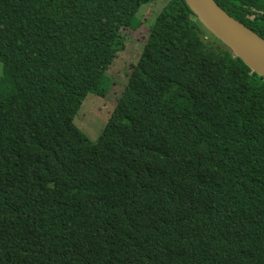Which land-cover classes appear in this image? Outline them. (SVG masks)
I'll use <instances>...</instances> for the list:
<instances>
[{
	"label": "trees",
	"instance_id": "1",
	"mask_svg": "<svg viewBox=\"0 0 264 264\" xmlns=\"http://www.w3.org/2000/svg\"><path fill=\"white\" fill-rule=\"evenodd\" d=\"M152 1L0 0V264H264V78L185 0L74 123ZM215 2L264 41V0Z\"/></svg>",
	"mask_w": 264,
	"mask_h": 264
},
{
	"label": "rangeland",
	"instance_id": "2",
	"mask_svg": "<svg viewBox=\"0 0 264 264\" xmlns=\"http://www.w3.org/2000/svg\"><path fill=\"white\" fill-rule=\"evenodd\" d=\"M168 0H154L141 6L131 28L125 31V47L107 71L109 90L105 96L88 95L75 116L74 123L92 140L96 141L112 114L118 96L125 88L132 64L140 58L150 25ZM3 64L0 61V77Z\"/></svg>",
	"mask_w": 264,
	"mask_h": 264
},
{
	"label": "water",
	"instance_id": "3",
	"mask_svg": "<svg viewBox=\"0 0 264 264\" xmlns=\"http://www.w3.org/2000/svg\"><path fill=\"white\" fill-rule=\"evenodd\" d=\"M185 2L205 28L231 49L252 72L264 78V41L262 39L252 32L261 40V42H252L231 28L227 19H234L222 10L215 0H185Z\"/></svg>",
	"mask_w": 264,
	"mask_h": 264
},
{
	"label": "bare ground",
	"instance_id": "4",
	"mask_svg": "<svg viewBox=\"0 0 264 264\" xmlns=\"http://www.w3.org/2000/svg\"><path fill=\"white\" fill-rule=\"evenodd\" d=\"M227 23L229 24L231 28L235 29L239 34L244 35L248 40L252 42H261V40H259L250 30L240 25L236 21L228 18Z\"/></svg>",
	"mask_w": 264,
	"mask_h": 264
}]
</instances>
